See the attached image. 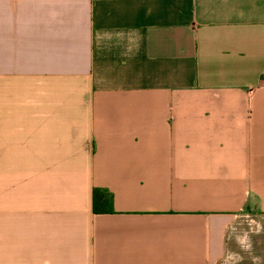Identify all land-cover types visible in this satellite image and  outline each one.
Segmentation results:
<instances>
[{
  "label": "crops",
  "instance_id": "1",
  "mask_svg": "<svg viewBox=\"0 0 264 264\" xmlns=\"http://www.w3.org/2000/svg\"><path fill=\"white\" fill-rule=\"evenodd\" d=\"M225 256L264 264V0H0V264Z\"/></svg>",
  "mask_w": 264,
  "mask_h": 264
},
{
  "label": "rangeland",
  "instance_id": "2",
  "mask_svg": "<svg viewBox=\"0 0 264 264\" xmlns=\"http://www.w3.org/2000/svg\"><path fill=\"white\" fill-rule=\"evenodd\" d=\"M258 217L255 216H242L238 219V221L235 223L234 227L235 229L234 234L239 239L238 242L235 243V249L241 250L242 248H246L249 242L252 240L254 243V246L256 248L255 254H257L258 247H261L262 241L259 242L257 239H255L257 236V230H258ZM255 237V238H254ZM259 242V246L257 247V243ZM245 250V249H244ZM228 257L225 256L224 260L221 264H225Z\"/></svg>",
  "mask_w": 264,
  "mask_h": 264
}]
</instances>
